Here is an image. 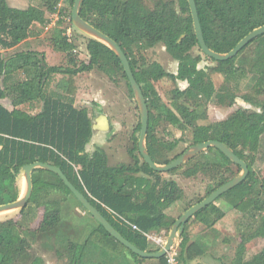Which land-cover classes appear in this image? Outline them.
<instances>
[{
  "label": "trees",
  "instance_id": "1",
  "mask_svg": "<svg viewBox=\"0 0 264 264\" xmlns=\"http://www.w3.org/2000/svg\"><path fill=\"white\" fill-rule=\"evenodd\" d=\"M26 1L37 6L29 5L18 19L16 10L6 0H0V101L8 100L10 106L8 110L0 104V205L19 198L17 177L22 166L36 162L49 164L60 168L69 182L128 242L144 252L158 251L160 245H153L149 236L160 233L167 236L174 222L192 205L185 207L177 218L171 216L184 192L174 180L163 179L161 173L143 162L138 151L140 125L127 150L130 162L109 165L103 148L96 147L91 153L86 151L93 137V124L86 109L74 106V78L91 70H97L115 83L124 79L133 98L121 62L97 41L93 42L88 63L77 61L76 47L62 28L65 21L67 27L72 25L75 0H63L69 9L67 12L65 8H58L59 0ZM194 2L205 44L218 54L228 53L246 35L264 25V0ZM47 15L58 17L49 29L48 39L52 49L65 56V67L49 66L45 55L38 51L3 56V51L39 35L32 27H45ZM79 15L112 39L127 57L146 101L147 137L151 141L147 151L155 164L166 165L182 155L169 158L166 152H171L176 143L163 145L155 140L160 122L182 134L190 132L191 146L207 141L221 142L247 164L249 173L240 185L186 223L178 239V264H189L205 254L202 244L190 242L187 227L195 222L213 228L224 217L216 205L219 200L248 220V226L240 234L233 263L264 264V172L253 169L264 136V35L252 40L232 59L216 62L206 57L198 46L187 0H153L150 5L145 0H83ZM156 45H161L177 63L175 73H167L159 63L146 59L144 53ZM195 49L199 54H194ZM203 61L213 66L199 68ZM19 74L23 79L12 82ZM216 74L223 78L218 89L211 79ZM54 75L66 78L56 84L59 91L48 92ZM163 79L174 85L170 106L160 102L153 86ZM178 82H186L187 87L178 88ZM237 97L253 110L238 108L224 120L204 123L210 103L231 107ZM36 105H40V110L34 113ZM208 151L214 152L219 160L208 157ZM231 165L240 170L210 147L167 174L179 172L184 179L198 176L212 179L216 184L206 189L205 198L235 177ZM31 178L32 192L26 207L19 212L20 217L0 221V264L25 263L30 259L31 242L37 237L44 239L45 244L51 242L46 247L55 250L59 264H169L167 256L144 259L121 245L84 210L56 174L35 169ZM71 198L93 221L87 224L82 239L78 238L83 230L63 218L64 207ZM38 210L42 215L37 227L31 230L25 222L29 218L35 221ZM255 239L263 242L262 248L245 262L246 244ZM31 264H44V261L36 257Z\"/></svg>",
  "mask_w": 264,
  "mask_h": 264
},
{
  "label": "rangeland",
  "instance_id": "2",
  "mask_svg": "<svg viewBox=\"0 0 264 264\" xmlns=\"http://www.w3.org/2000/svg\"><path fill=\"white\" fill-rule=\"evenodd\" d=\"M11 1L17 5H20L22 2L21 0ZM151 1L153 0H145L148 5L151 4ZM27 5L37 6L36 3H30L28 1ZM58 8H65L64 10H66V12L69 11L63 0H59ZM57 19V15H47V24L45 27H40L38 25H34L32 27L34 32L38 31L39 35L30 38V41L21 43L14 49L3 51V56L8 57L9 55L19 51L36 50L45 55V60L49 66L65 67V56L55 52L48 39L50 32L49 29L55 25ZM68 27L67 22L65 21L62 28H65L66 32L70 29V41L74 43L76 47L75 54L77 61L85 64L88 63L92 54L93 42L96 40L77 30L72 25ZM152 40L153 39L150 41ZM194 54H199V52L195 49ZM144 56L149 62L155 61L159 63L165 72H176L177 63L171 59L161 45H156L154 48L147 50L144 53ZM205 66H213V64L208 61H203L199 65V68H203ZM65 78L66 76L63 75L52 76L48 86V92L59 91L56 88V84L61 80H65ZM21 79H23V76L19 74L13 78L12 82ZM211 79L216 89L222 85L223 78L221 75H213ZM74 85L76 88L74 106L86 109L93 125L97 124L96 121L99 120V116L105 117V120L101 121V125L97 124L100 129L99 133H97L98 136L96 140L87 145V149L94 150L96 147L103 148L107 154L109 165L129 163L130 157L127 154V150L132 146V136L137 127L140 125V115L136 100L134 97L131 98L124 79H119V81L115 83L110 81L106 76L97 70H91L88 73L78 74L74 78ZM153 86L158 93L160 102L166 106H170V92L174 88V85L168 80L163 79L154 82ZM177 87L185 89L187 85L180 82L177 84ZM0 104L5 107H9L8 100H2L0 101ZM238 108L253 110V108L245 104L240 97L235 99V102L231 107L218 106L215 103H210L207 107V121L204 123L209 124L224 120ZM39 110L40 105H36L34 113L39 112ZM190 139L191 135L188 131H185V133L182 134L179 130L163 124L162 122H160V124L156 127L155 140L159 144L164 145L176 143L171 152H166L169 158H172L177 154H183L187 151L191 147ZM150 144L151 141L146 135L145 146L147 150ZM91 152L92 151L89 153ZM206 155L214 160H219V157L214 152L208 151ZM221 164L222 166L224 165L223 163ZM230 168L232 169L235 177L241 174L240 170H238L235 166L231 165ZM253 169L258 173L264 172V136L261 138ZM162 178L165 180H174L184 192L182 200L175 207H173L171 211V216L173 218H177L185 207L189 205L193 206L197 204L199 200H203L206 189L209 186H214L216 184L212 179L202 176L192 179H184L179 172L175 175L162 173ZM17 184L19 186L21 196L26 187L24 178L21 174L17 177ZM216 205L224 212V217L218 221L213 228H205L201 224L195 222L190 223L187 227L190 242L195 241L202 244L205 252L202 257L197 258L194 262L189 264H234L233 261L240 242V234L248 226V220L247 218H243L239 212L230 208V206L223 200H219ZM41 215L42 211L38 210L35 221L32 220V218H29V220L25 222V224L29 225V229L32 230L37 227ZM262 215L264 216V213ZM19 217L18 211L0 213V221L18 219ZM63 218L66 222L69 223V221H71L83 230L81 237H77L78 239H82L84 229L87 227V224L93 223L91 218H89L82 210L77 208L72 198L68 199L64 207ZM167 238L168 235L166 236L164 233L151 234L149 236L150 242L153 245H160V248L163 247ZM159 240L160 243H157ZM77 241L80 242L82 240ZM47 244H45V240L40 237L32 240L31 249L29 251L30 259L22 264H31V261L36 257L42 258L44 264H59L55 255V250L48 249L46 247ZM177 245L178 239L175 241L173 249L171 250L176 254ZM262 245L263 242L260 239L248 242L245 247L244 261H250L256 254H258Z\"/></svg>",
  "mask_w": 264,
  "mask_h": 264
},
{
  "label": "water",
  "instance_id": "3",
  "mask_svg": "<svg viewBox=\"0 0 264 264\" xmlns=\"http://www.w3.org/2000/svg\"><path fill=\"white\" fill-rule=\"evenodd\" d=\"M7 2V0H6ZM83 0H75L72 10H71V23L72 26H74L77 30L81 31L82 33L92 37L97 42L102 43L107 48H109L115 56L119 59L121 62V65L123 67V71L128 79L129 85L131 87L133 96L136 100L138 109H139V115H140V131L138 136V151L139 154L143 160V162L153 171L157 173H167L170 170L176 169L192 158H194L196 155L200 154L201 152L207 150L208 148H215L218 150L222 155H224L230 162L237 165L240 168L241 174L232 178L228 182H226L224 185L217 188L214 192L209 194L207 197H205L201 202L191 206L188 210H186L173 224L169 234L168 238L158 251L156 252H144L136 248L134 245H132L130 242H128L121 234H119L111 225L110 223L101 215V213L88 201V199L77 189L75 188L67 179V177L63 174L60 168L51 166L49 164H43V163H32V164H26L22 166L20 174L23 176L25 181V191L24 193L14 202L0 205V213L10 212V211H18L20 212L22 209H24L29 201L31 192H32V172L35 169H42L49 172H52L56 174L64 183V185L68 188V190L71 192L75 200L84 208V210L99 224L101 225L104 230L113 237L116 241H118L121 245H123L125 248L130 250L133 254L139 256L140 258L144 259H160L169 253L174 246V243L181 234L183 233L184 227L186 223L193 218V216L204 209L205 207L209 206L213 202H215L220 196H222L224 193L228 192L229 190L235 188L236 186L240 185L247 177L249 170L247 167V164L239 159L227 146L222 144L218 141H207L204 143H200L197 145L191 146L187 151H185L182 155H180L178 158L170 162L166 165H157L153 162L151 159V156L149 155L146 146H145V138L147 135V129H148V109L146 105L145 98L142 94V91L137 84L133 73L131 71L129 61L127 57L125 56L124 52L121 50V48L109 37H107L105 34H103L101 31L94 28L89 23L85 22L83 19H81L79 15V8ZM193 26H194V33L196 40L198 42V46L201 50V52L208 58L216 61V62H223L227 61L229 59H232L235 57L247 44H249L252 40L255 38L264 35V25L254 29L252 32H250L248 35H246L242 40H240L237 45L228 53L226 54H218L213 51H211L205 44V41L203 39V34L201 30V26L199 23V18L195 6L194 0H187ZM93 129V128H92Z\"/></svg>",
  "mask_w": 264,
  "mask_h": 264
},
{
  "label": "crops",
  "instance_id": "4",
  "mask_svg": "<svg viewBox=\"0 0 264 264\" xmlns=\"http://www.w3.org/2000/svg\"><path fill=\"white\" fill-rule=\"evenodd\" d=\"M22 2H21V4L20 5H17V4H14L13 3V1H11V0H7V3H8V5L10 6V7H12L13 9H15L16 10V13H17V15H16V18H18V19H20V13H23V12H25L26 10H27V8H28V5H27V1L26 0H21ZM31 39H28V40H26V41H30ZM33 51V50H32ZM34 51H36V50H34ZM39 52V51H38ZM5 107V106H4ZM10 107V106H9ZM9 107H6L8 110L10 109ZM97 133H99V128H98V126H97V124L96 125H93V137H92V139H91V142L92 141H94V140H96V138H97V136H98V134ZM94 143V142H93ZM86 151L87 152H90V151H93L92 149H86Z\"/></svg>",
  "mask_w": 264,
  "mask_h": 264
},
{
  "label": "built area",
  "instance_id": "5",
  "mask_svg": "<svg viewBox=\"0 0 264 264\" xmlns=\"http://www.w3.org/2000/svg\"><path fill=\"white\" fill-rule=\"evenodd\" d=\"M66 34H67L68 39L70 40V29L67 30ZM123 221H124V223L126 225L130 226L133 230H137V228L134 225H131L130 223H128L125 220H123ZM157 243H160V240ZM166 256L168 258V263L169 264H178V262H177V254L176 253H174L173 251H171V252L167 253Z\"/></svg>",
  "mask_w": 264,
  "mask_h": 264
},
{
  "label": "flooded vegetation",
  "instance_id": "6",
  "mask_svg": "<svg viewBox=\"0 0 264 264\" xmlns=\"http://www.w3.org/2000/svg\"><path fill=\"white\" fill-rule=\"evenodd\" d=\"M178 83H180V82H178ZM178 83H177V84H178ZM181 83H182V82H181ZM183 83H185V84L187 85L186 82H183ZM99 117H100V118H99L98 121H96V123H97L98 125H101V123H102L101 121H104V120H105V119H104L105 117H103V116H99ZM99 130H100V129H99Z\"/></svg>",
  "mask_w": 264,
  "mask_h": 264
}]
</instances>
